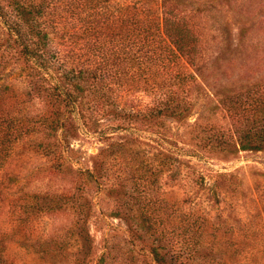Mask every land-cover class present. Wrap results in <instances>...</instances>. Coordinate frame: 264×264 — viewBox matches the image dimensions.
Returning a JSON list of instances; mask_svg holds the SVG:
<instances>
[{"label":"trees","instance_id":"16d2710c","mask_svg":"<svg viewBox=\"0 0 264 264\" xmlns=\"http://www.w3.org/2000/svg\"><path fill=\"white\" fill-rule=\"evenodd\" d=\"M197 18L185 13L177 0H0V264H6L3 242L13 236L21 247L52 263L65 254L72 257L69 264H88L95 258L86 224L91 206L84 189L101 174L95 165L71 168L67 159L75 150L68 136L85 123V100L91 95V101L110 104L125 122L118 124L120 129L136 128L133 120L149 128H160L165 118L182 121L192 106L196 82L189 68L200 57ZM9 67L15 68L12 75ZM114 89L119 90L118 100L124 97L122 106L116 95L108 99ZM137 94L149 98L136 106L132 100ZM221 105L237 125V147L264 149V85L226 93ZM163 131L152 132L169 157L179 161L176 155H195L196 150L177 145V139ZM20 143L47 159L38 168L50 177L74 171V185L60 191L18 185L9 161ZM112 147L110 142L102 150ZM134 170L142 171L141 165ZM145 204L121 216L136 219L128 220V232L146 246L154 264L192 263L201 255L202 223L184 225L177 208L172 236L188 249L169 252L147 244L145 237L150 228L156 230L155 216L160 222L161 210ZM63 214L69 216L67 223L49 231L38 227L37 217L57 219ZM161 234L159 230L156 236ZM104 255L100 252L96 260Z\"/></svg>","mask_w":264,"mask_h":264},{"label":"rangeland","instance_id":"374dc122","mask_svg":"<svg viewBox=\"0 0 264 264\" xmlns=\"http://www.w3.org/2000/svg\"><path fill=\"white\" fill-rule=\"evenodd\" d=\"M177 1L185 13L198 15L195 24L200 32V57L189 68L196 82L188 115L182 121L165 118L160 128L132 119L136 128L120 129L118 124L125 122L110 110V104L102 99L91 101L95 97L91 95L85 100L86 124L68 136L75 150L67 159L71 168L83 170L95 165L101 174L84 189L91 206L86 224L91 257H95L88 264H154L144 251L146 246L128 232V220L136 219L121 216L126 210L136 212L137 206L146 202L161 212L160 222L155 216L156 230L150 228L145 242L160 245L162 251L188 249L185 243H175L172 236L174 208L184 225L193 221L194 228L196 221L202 223L198 234L201 255L185 264H218L219 259L221 264H264V149L237 147V125L221 105L226 93L258 82L264 85V0ZM2 30L0 26V40ZM14 70L9 67L7 72L12 75ZM110 94L108 99L116 95L117 102L119 90ZM148 98L137 94L132 102L138 106ZM123 101L124 97L120 98L118 105ZM161 128L167 138L177 139V145L196 150L195 155H176L179 161L169 157L152 132ZM110 142L113 147L102 150ZM46 162L32 147L20 143L13 150L9 167L16 173L17 184L25 189L60 191L74 185V171L50 177L38 168ZM135 165H141L142 171L134 170ZM68 219L66 214L57 219L42 215L36 222L49 231ZM159 230L162 234L158 238ZM102 251L105 258L96 260ZM2 253L6 264L72 261L65 254L52 263L21 247L15 236L3 242Z\"/></svg>","mask_w":264,"mask_h":264}]
</instances>
